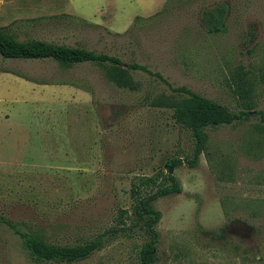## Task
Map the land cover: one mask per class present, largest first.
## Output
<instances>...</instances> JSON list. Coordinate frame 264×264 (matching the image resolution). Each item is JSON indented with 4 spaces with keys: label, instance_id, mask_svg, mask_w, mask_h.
I'll return each mask as SVG.
<instances>
[{
    "label": "rangeland",
    "instance_id": "obj_1",
    "mask_svg": "<svg viewBox=\"0 0 264 264\" xmlns=\"http://www.w3.org/2000/svg\"><path fill=\"white\" fill-rule=\"evenodd\" d=\"M215 8L224 30L208 33L202 20ZM0 27L149 72L129 70L127 90L104 65L0 57L1 216L62 246L114 228L124 210L123 229L71 264H137L147 236L130 183L179 159L170 175L180 192L151 203L160 214L152 264H264V123L250 115L204 128L205 149L189 168L190 132L150 104L178 98L164 80L232 113L244 89L251 111L264 112V0H0ZM0 264H35L2 225Z\"/></svg>",
    "mask_w": 264,
    "mask_h": 264
},
{
    "label": "trees",
    "instance_id": "obj_2",
    "mask_svg": "<svg viewBox=\"0 0 264 264\" xmlns=\"http://www.w3.org/2000/svg\"><path fill=\"white\" fill-rule=\"evenodd\" d=\"M204 16L201 25L206 32L218 33L224 30L221 8L208 11ZM79 22L89 27H95V25L82 19H79ZM0 57L18 60H50L63 69L82 63L104 65L106 66L104 72L106 79L115 87L127 90L135 88L134 82L129 77V70L149 74L144 66L132 62L124 68L123 63L117 57L103 53H95L83 48L58 45L36 39L18 41L4 27H0ZM156 76L160 78L158 75ZM162 81L169 91L178 98L160 96L150 104L151 106L170 109L174 122L190 132L193 139V148L191 159L186 161L189 168L196 165L198 156L205 149L206 135L203 131L204 128L222 124L229 125L250 115H257L259 120L264 123V112L251 111L252 105L247 100V91L244 89H239V92H237L241 110L232 113L223 106H219L185 87L173 88L164 80ZM180 163L179 159L172 160L164 173L158 172L152 176L140 177L130 183L131 212L136 223L139 224L147 236V240L143 242L138 251L137 264H152L155 261V244L158 234L154 226L159 221L160 214L152 208L151 203L158 198L180 192L176 179L168 174L169 167L175 168ZM119 213L114 228L102 232L92 239L72 245L47 244L37 232L22 231L16 222H12L1 215L0 225L7 228L20 240L23 248L35 264H71L90 257L103 247L106 237L123 229L122 227L119 228L118 225L124 224L121 216L126 212L119 210ZM124 218L126 220L130 219L127 215H124Z\"/></svg>",
    "mask_w": 264,
    "mask_h": 264
},
{
    "label": "water",
    "instance_id": "obj_3",
    "mask_svg": "<svg viewBox=\"0 0 264 264\" xmlns=\"http://www.w3.org/2000/svg\"><path fill=\"white\" fill-rule=\"evenodd\" d=\"M170 172H171V167L168 168V174H170Z\"/></svg>",
    "mask_w": 264,
    "mask_h": 264
}]
</instances>
